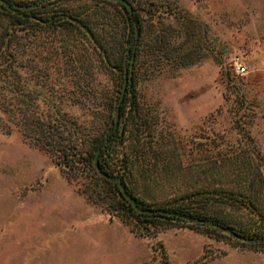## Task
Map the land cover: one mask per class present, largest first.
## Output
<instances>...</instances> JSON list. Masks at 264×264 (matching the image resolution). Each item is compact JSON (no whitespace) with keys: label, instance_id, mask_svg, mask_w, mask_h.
Segmentation results:
<instances>
[{"label":"trees","instance_id":"trees-1","mask_svg":"<svg viewBox=\"0 0 264 264\" xmlns=\"http://www.w3.org/2000/svg\"><path fill=\"white\" fill-rule=\"evenodd\" d=\"M125 1L129 8L109 0H45L26 9L0 4V132L18 131L75 182L86 202L135 237L188 227L264 253V156L250 145L260 161L254 168L246 155L184 164L139 96L150 60L172 68L197 61L195 24L162 0ZM128 57L129 81L113 129ZM114 178L143 208L172 215L137 212Z\"/></svg>","mask_w":264,"mask_h":264},{"label":"rangeland","instance_id":"rangeland-1","mask_svg":"<svg viewBox=\"0 0 264 264\" xmlns=\"http://www.w3.org/2000/svg\"><path fill=\"white\" fill-rule=\"evenodd\" d=\"M162 1L192 20L201 48L187 67L149 61L138 90L157 129L184 164L246 155L260 165L250 145L264 156V0ZM243 248L188 227L135 237L18 131L0 132V264H264Z\"/></svg>","mask_w":264,"mask_h":264},{"label":"water","instance_id":"water-1","mask_svg":"<svg viewBox=\"0 0 264 264\" xmlns=\"http://www.w3.org/2000/svg\"><path fill=\"white\" fill-rule=\"evenodd\" d=\"M41 1H45V0H36L30 4H25V5H19V4H11L9 2H7L6 0H0V4L4 5L6 8H18V9H26V8H29V7H33L35 6L36 4L40 3ZM109 1H113V2H120L124 5H126L128 8H129V5L127 4V2L125 0H109ZM135 38H136V34L134 36V39L132 41V43L134 44L135 43ZM131 44V43H130ZM130 46V45H129ZM131 62H132V58L131 57H128L127 58V65L123 71V84H122V91L120 93V96H119V99H118V103L115 107V112H114V127L113 129L116 127V124H117V120H118V105H119V102L122 98V95H123V91L127 85V82L129 81V78L127 76V69L128 67H131ZM104 146V144H102L95 152L94 154V157H93V162H94V165H95V168L96 170H98V166H97V155L99 153V151L101 150V148ZM116 184H117V187H118V190L120 192V194L124 197V199L131 205V207L136 210L137 212H141V213H145V214H166V215H172V212H169V211H165V210H159V209H146V208H143L139 203L136 202V200L134 198H132L127 192L126 190L124 189L122 183L120 182V180L118 178H114L112 179ZM185 218L186 220H191V221H199L198 219L196 218H193V219H190V218H187V217H183ZM206 223H209L206 221ZM210 224V223H209ZM224 233L226 234H232V236L236 239H239L241 241H247L248 239L238 235V234H235V233H231V231L227 230V229H224L222 228L221 229Z\"/></svg>","mask_w":264,"mask_h":264},{"label":"built area","instance_id":"built-area-1","mask_svg":"<svg viewBox=\"0 0 264 264\" xmlns=\"http://www.w3.org/2000/svg\"><path fill=\"white\" fill-rule=\"evenodd\" d=\"M235 71L238 73H242L244 71V67L241 64H236Z\"/></svg>","mask_w":264,"mask_h":264},{"label":"crops","instance_id":"crops-1","mask_svg":"<svg viewBox=\"0 0 264 264\" xmlns=\"http://www.w3.org/2000/svg\"><path fill=\"white\" fill-rule=\"evenodd\" d=\"M254 260H255V258H252V261H254ZM242 264H245V263H242ZM249 264H255V263H252V262H251V263H249Z\"/></svg>","mask_w":264,"mask_h":264}]
</instances>
